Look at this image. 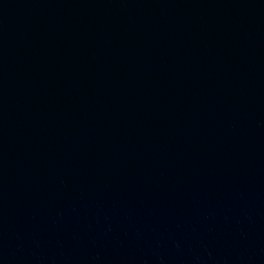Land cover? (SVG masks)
Instances as JSON below:
<instances>
[{
  "label": "water",
  "instance_id": "1",
  "mask_svg": "<svg viewBox=\"0 0 264 264\" xmlns=\"http://www.w3.org/2000/svg\"><path fill=\"white\" fill-rule=\"evenodd\" d=\"M0 264H264V0H0Z\"/></svg>",
  "mask_w": 264,
  "mask_h": 264
}]
</instances>
